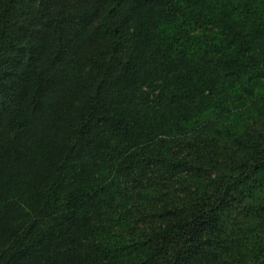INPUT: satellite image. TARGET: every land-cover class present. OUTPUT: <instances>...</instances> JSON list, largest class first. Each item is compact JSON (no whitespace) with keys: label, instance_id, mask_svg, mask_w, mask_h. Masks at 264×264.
Here are the masks:
<instances>
[{"label":"trees","instance_id":"obj_1","mask_svg":"<svg viewBox=\"0 0 264 264\" xmlns=\"http://www.w3.org/2000/svg\"><path fill=\"white\" fill-rule=\"evenodd\" d=\"M0 264H264V0H0Z\"/></svg>","mask_w":264,"mask_h":264}]
</instances>
